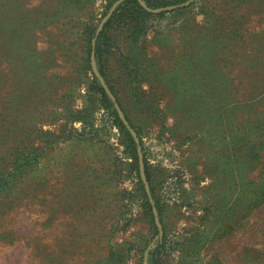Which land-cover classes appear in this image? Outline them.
<instances>
[{
    "label": "rangeland",
    "instance_id": "1",
    "mask_svg": "<svg viewBox=\"0 0 264 264\" xmlns=\"http://www.w3.org/2000/svg\"><path fill=\"white\" fill-rule=\"evenodd\" d=\"M81 1L71 10L68 0H0L2 66L15 68L0 89L4 128L15 131L7 143L46 147L11 195L0 198V264H38L43 256L49 264H106L111 253L114 264H149L161 240L162 264H264V201L258 204L247 184L262 170L244 166L240 144H228L264 141L244 126L246 113L228 115L226 79L195 68L193 55L198 29L229 28L232 17L243 16L246 40L234 44L230 61L244 82L264 81V0H198L185 12L152 13L142 45L153 72L140 83L123 78L125 52L113 46L107 54L118 101L113 96L137 135L161 206V234L143 205L124 132L90 91V73L72 75L86 49L79 21L95 24L106 15L107 0ZM68 20L71 34L64 32ZM13 26L17 36L32 34L29 76L20 73V44L7 52ZM36 63L44 64L46 83ZM93 64L98 71L95 55ZM28 77L35 80L30 92L23 86ZM63 106L86 108L82 122L68 120Z\"/></svg>",
    "mask_w": 264,
    "mask_h": 264
},
{
    "label": "trees",
    "instance_id": "2",
    "mask_svg": "<svg viewBox=\"0 0 264 264\" xmlns=\"http://www.w3.org/2000/svg\"><path fill=\"white\" fill-rule=\"evenodd\" d=\"M115 1L117 0H107L106 11L104 12V14H102V17L106 14L107 10ZM186 1L187 0H144L147 7L151 9L177 5ZM67 3L69 5L71 4V10L72 8H78L79 4H84L81 0H68ZM196 3H198V0L193 1L191 5H196ZM199 6V11L197 13H202V5L199 4ZM189 9H191V7L176 9L174 10V12L180 13L185 12ZM164 15V12H160L156 16L163 17ZM151 16L152 13L147 12L145 9H143L137 0H125L116 7L115 11L106 21L97 37L94 54L98 72L117 101L118 97L116 96V91L110 81V76L112 75L108 70L107 54L109 55V50L113 46L117 47L118 51L125 52L122 56L123 61L121 63H119L118 61V63L123 78L127 80L129 85H132L135 82L140 83V81L142 80V78L139 79L140 76H149V74L153 72L151 71L152 65L148 63L149 60H147L145 57V48L142 45V40H146L148 21ZM231 19L233 21V26L229 25V28L224 27V25H220L217 28L214 25H211L203 27V29H201L200 31L199 29L196 31L195 34L197 35V38L196 43L194 44L195 51L193 53L194 67L198 68L202 64L204 67L209 68V71L212 72V74L214 72L217 74L220 73V79H222V77L226 79L225 86L227 88L228 94L226 105L228 115H230V113H232L233 111H242L246 113L247 117L243 121L244 126H248L250 130H255V132H253V136L258 134V137L254 136L255 141L261 140L262 142L264 141V81L254 82L250 84L244 82L235 74L237 68L232 64V61H230L235 55V53L232 52V47L234 46V44L244 43L246 39L243 36V31L241 30V27H243L242 20L244 19V17L240 16L238 18L234 16ZM79 22H81V24L83 25L82 32L84 34V39H86V49L84 50V57L81 66L78 65L77 67H73L72 75L75 73L79 75L80 70H82L83 73L81 75L90 73V91H94L99 95L101 101L104 104V107L107 108L108 112L113 117L115 125H117V127L122 132H124L127 140L126 147L129 150V156L134 164L132 165L134 166L133 170L136 172L137 178L140 183L138 190L140 192L142 202L151 222L152 228L154 232L157 233V227L154 224L152 208L147 199L143 183L139 175V157L136 144L131 134L127 131V129L120 121L113 107V102L101 87L91 67V39L95 35V31L99 21H97L95 24L89 22V19L87 21ZM68 23L70 24V29L65 28L64 32L67 34H71V23H74V20H68ZM13 28L14 26L11 27V29ZM1 31L2 30L0 28V37ZM17 35L18 34H16L14 29L11 30L8 34L7 39L9 40L8 42H10L11 47L7 49V52H14V45L20 44L19 58L21 59L23 65V67H21L22 70H20V73L24 76H29L33 64L31 56L35 50V48L33 47L34 42H32V34L28 33L27 31H22L19 36ZM255 35L257 34H253L248 38H251ZM121 38H123V45L119 44L121 46L119 47L115 39ZM162 42L164 41L160 39L157 41V43ZM223 48H226V51L221 52V49ZM59 50L60 49L56 47V51ZM13 54L11 53L12 56ZM4 55L5 54L0 50V89L5 87L7 83H11L10 74L11 72L15 71L14 67L7 69L9 68L8 66H2ZM36 65L43 68V76L40 75V77L44 78L40 82L46 83L45 77L47 76V71L43 66L44 64L36 63ZM33 66H35V64ZM34 83L35 80L31 81L28 77L23 85L24 89H27L28 92H30L31 87L34 86ZM39 89H42V87H40ZM12 90L14 91V88H12ZM7 91V93H11V88L7 89ZM25 94L26 93H22L20 95ZM1 98L2 96L0 95V104ZM11 98L12 96L9 97V99ZM259 106L262 108L261 110L258 108ZM62 108L66 110L68 120H72V122H82L81 115L82 113L86 112V108L77 112H73L70 109H65V106H63ZM2 109L3 106L0 105V198L7 199V197L11 195V192L14 190L17 183L20 181L21 176L38 163V160L43 155L46 147L42 146L32 148L31 143H7L8 138H11L10 136H12L13 132L15 131L10 127L4 128L3 124L5 123V119H3L4 117L2 118ZM127 120L129 121V119ZM260 132H263V134ZM228 144H232L235 146L237 144H240V149L242 150L241 163L244 166L247 163H254L256 167L261 168L262 171L257 177L258 182L248 181L247 184L254 187L248 193L253 196L252 198L256 200L258 204L262 203L264 201V143ZM145 176L148 181L150 192L154 199V204L157 209L158 215H160L161 206L158 200L154 198V190L151 185L150 175L146 168ZM241 193L242 199L240 197L238 199L240 203L244 204L247 201V196L243 190ZM162 247H164V240H161V242L157 244L155 249L152 252H149L147 257L149 264H162L158 258V251ZM116 258L117 255L111 253L110 256L106 259V264H114L113 260ZM48 259L49 257L46 258L45 256H43L42 259L37 262L38 264H49Z\"/></svg>",
    "mask_w": 264,
    "mask_h": 264
},
{
    "label": "water",
    "instance_id": "3",
    "mask_svg": "<svg viewBox=\"0 0 264 264\" xmlns=\"http://www.w3.org/2000/svg\"><path fill=\"white\" fill-rule=\"evenodd\" d=\"M124 1L125 0H117L115 3H113V5L110 7V9L106 13V15L99 22L97 29L95 31V35L91 41V46H92V51H91V55H90L91 67H92L93 72L95 73V76L97 77L98 81L100 82L101 87L103 88V90L105 91L107 96L110 98V100L113 102L114 108L116 110V113H117L120 121L122 122L124 127L127 129V131L131 134L132 138L134 139V142H135L136 148H137V152H138V157H139V161H138L139 162V174L141 177V181L143 183V187H144V191L146 193L147 199H148V201L151 205V208H152V213H153L155 225L158 228L159 233L161 234V226H160V221L158 218V212H157V209H156L155 204H154V200H153L151 192H150L148 181H147L145 174H144L143 158H142V153H141V150L139 147V140H138L137 135L134 132V130L130 127V125H129L128 121L126 120V118H125L122 110L120 109L119 105L116 103L113 94L110 92L109 88L107 87L104 80L102 79V77L100 76V74L98 73L97 69L95 68V66L93 64L94 55H95L94 54V48L96 45V39H97L99 33L101 32L106 21L109 19V17L115 11L116 7ZM137 1L139 2L140 6L143 9H145L147 12L156 14V13H160V12H169V11H174L176 9L188 7L194 0H187L186 2L181 3V4L161 7V8H157V9H151V8L147 7V5L145 4V2L143 0H137Z\"/></svg>",
    "mask_w": 264,
    "mask_h": 264
}]
</instances>
